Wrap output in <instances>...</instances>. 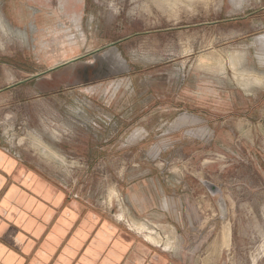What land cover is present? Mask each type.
Wrapping results in <instances>:
<instances>
[{"label":"rangeland","instance_id":"obj_1","mask_svg":"<svg viewBox=\"0 0 264 264\" xmlns=\"http://www.w3.org/2000/svg\"><path fill=\"white\" fill-rule=\"evenodd\" d=\"M160 1L0 0V145L194 264H264V85L231 64L264 78V0Z\"/></svg>","mask_w":264,"mask_h":264},{"label":"crops","instance_id":"obj_2","mask_svg":"<svg viewBox=\"0 0 264 264\" xmlns=\"http://www.w3.org/2000/svg\"><path fill=\"white\" fill-rule=\"evenodd\" d=\"M8 151L0 145V264H194L187 237L174 251L155 246L129 227L127 210L118 219L121 205L98 207Z\"/></svg>","mask_w":264,"mask_h":264},{"label":"bare ground","instance_id":"obj_3","mask_svg":"<svg viewBox=\"0 0 264 264\" xmlns=\"http://www.w3.org/2000/svg\"><path fill=\"white\" fill-rule=\"evenodd\" d=\"M155 1H157V2H159V0H155ZM175 1L176 0H164V1H160V2H167L168 4L170 3H175ZM172 5V4H171ZM8 23V22H7ZM0 28H1V30L5 33V34H15L16 36H18V37H21V38H25V35H26V32H24V31H21V30H18L17 29V31L16 30H14V29H10L9 28V26L6 24V21L4 20V18L0 15ZM9 36V35H8ZM11 37V36H10ZM18 37H16V38H18ZM19 39V38H18ZM26 39V38H25ZM20 40V39H19ZM25 42V41H24ZM236 53V52H235ZM237 55V56H236ZM236 55H233L232 54V56H231V61L233 62H231V64L233 65V68H234V70H236L235 71V75L236 76H238V78H240V83H243V84H245L246 85V87L247 86H250V85H252V84H254V83H257V85L259 84L260 86H262V85H264V78H261V77H259V76H256L255 74V76L252 74V76L251 75H248L249 73L247 72V74L246 73H244V71H242V70H238V68L236 67L237 66V61H236V59L239 57V61H240V55H238V54H236ZM215 60H217V59H215ZM219 61V60H218ZM212 62H214L213 60H212ZM217 62V61H216ZM240 63V62H239ZM239 63H238V66H239ZM241 64V63H240ZM248 70V69H247ZM238 71H240V74H238L239 72ZM251 72H252V70H251ZM237 73V74H236ZM234 75V76H235ZM260 75V74H259ZM262 77H263V75H262ZM237 82V81H236ZM244 87V86H243ZM245 88V87H244ZM36 140H38V141H35V144H38L39 146H41V140L40 139H36ZM42 142H43V140H42ZM50 147V146H49ZM49 149H51V148H49ZM51 150H53V148L51 149ZM53 153H55V152H53ZM46 155L47 156H50V155H52V154H50L49 153V151L48 152H46ZM60 158V157H59ZM111 192V194H116L115 192H117L116 190H112V191H110ZM112 196V195H111ZM113 199V198H112ZM111 203V202H110ZM109 203V204H110ZM111 205V204H110ZM123 208H121L122 210V214L120 215V216H118V218H119V220H122V219H125V214H126V212H125V210H124V206H122ZM127 215V214H126ZM133 218V217H132ZM125 221H126V219H125ZM128 221V223L130 222L129 220H127ZM133 221L134 222H137L136 223V228L139 230V232L147 239V237L149 236V234H148V231H147V228H149V225L146 223V222H144V221H138V220H136L135 218L133 219ZM132 221V222H133ZM130 224V223H129ZM145 224H147V225H145ZM131 226V225H130ZM132 228V227H131ZM134 230H136V229H134ZM156 230L153 228V231L152 232H155ZM136 232V231H135ZM147 233V234H145V233ZM159 239H157L156 240V238H154L153 236H151L150 235V237H152V239H151V242L153 243V244H155V246H157V245H161V246H166V247H168V249H171V250H175L176 249V246L175 245H173V243H171L170 242V240H171V238L170 237H167V239L165 240V237H163L162 236V234H161V236H162V238H161V236L159 235V233H158V231H157V234H155ZM150 242V243H151Z\"/></svg>","mask_w":264,"mask_h":264},{"label":"water","instance_id":"obj_4","mask_svg":"<svg viewBox=\"0 0 264 264\" xmlns=\"http://www.w3.org/2000/svg\"><path fill=\"white\" fill-rule=\"evenodd\" d=\"M114 44H115V43H114ZM114 44H111V45H114ZM85 56H86V55H84V56H80V57L75 58V59H71L70 61H68V62H66V63H64V64H62V65L74 63V62L77 61L78 59H81V58H83V57H85ZM56 68H57V67L51 68V69H49V70H47V71H45V72H42V73H40V74H37V75H35V76L31 77V78H28V79L22 80L20 83L25 82V81H29V80L33 79L34 77L41 76V75H43V74H45V73H48V72H50V71H52V70H54V69H56Z\"/></svg>","mask_w":264,"mask_h":264}]
</instances>
